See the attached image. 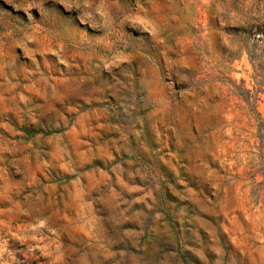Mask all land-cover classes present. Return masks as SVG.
I'll use <instances>...</instances> for the list:
<instances>
[{"label": "rangeland", "instance_id": "rangeland-1", "mask_svg": "<svg viewBox=\"0 0 264 264\" xmlns=\"http://www.w3.org/2000/svg\"><path fill=\"white\" fill-rule=\"evenodd\" d=\"M0 264H264V0H0Z\"/></svg>", "mask_w": 264, "mask_h": 264}]
</instances>
